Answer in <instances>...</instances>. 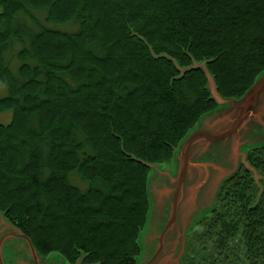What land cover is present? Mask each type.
Returning <instances> with one entry per match:
<instances>
[{
  "label": "trees",
  "instance_id": "obj_1",
  "mask_svg": "<svg viewBox=\"0 0 264 264\" xmlns=\"http://www.w3.org/2000/svg\"><path fill=\"white\" fill-rule=\"evenodd\" d=\"M207 71L253 86L264 0H0V211L41 255L136 264L149 165L217 106ZM199 224L184 264H264V145Z\"/></svg>",
  "mask_w": 264,
  "mask_h": 264
},
{
  "label": "rangeland",
  "instance_id": "obj_2",
  "mask_svg": "<svg viewBox=\"0 0 264 264\" xmlns=\"http://www.w3.org/2000/svg\"><path fill=\"white\" fill-rule=\"evenodd\" d=\"M263 75L264 71L257 75V80ZM207 88L217 106L198 118L169 160L150 166L146 186L148 210L138 235L140 251L136 264H184L191 234L200 230V221L217 206L224 180L239 164L247 163L252 149L264 145V84L255 100L247 105L236 129L226 136L223 135L241 115L248 91L239 97H221L208 71ZM4 96L6 90L0 85V98ZM9 115L0 112V123L7 124ZM0 264L85 263L81 257L71 263L59 252H32L20 230L0 211Z\"/></svg>",
  "mask_w": 264,
  "mask_h": 264
},
{
  "label": "water",
  "instance_id": "obj_3",
  "mask_svg": "<svg viewBox=\"0 0 264 264\" xmlns=\"http://www.w3.org/2000/svg\"><path fill=\"white\" fill-rule=\"evenodd\" d=\"M199 68H204L203 67V65H200V66H198ZM206 73V76H207V72H205ZM214 82V81H213ZM264 84V75H263V77H262V79H260L259 81L257 80V78H256V81H255V83L253 84V86L248 90V96H247V99H246V101L244 102V104H243V106H242V112H241V115H240V117H239V119L236 121V123L233 125V128L231 129V130H229L228 132H226L223 136H226V135H228V134H230V133H232L235 129H236V127H237V124H238V122H239V120L242 118V116H243V114H244V112H245V109H246V107H247V105L251 102V101H253V100H255V97H256V94H257V92H258V90L262 87V85ZM214 87H215V84H214ZM215 91H216V88H215ZM212 96V95H211ZM213 97V96H212ZM214 99V98H213ZM215 100V99H214ZM215 102H216V100H215ZM217 104V103H216ZM191 141V138L189 139V142ZM188 142V143H189ZM247 158V157H246ZM241 164H246V163H241ZM152 165V164H151ZM151 165H149V169H150V166ZM240 165V164H239ZM239 167V166H238ZM238 167H237V169H238ZM236 169V170H237ZM184 170H185V165H184V167H183V170H182V175H183V173H184ZM236 172V171H235ZM233 174V173H232ZM231 174V175H232ZM230 175V176H231ZM227 179V178H226ZM179 185V184H178ZM146 186H147V183H146ZM22 234V233H21ZM22 236L25 238V240L27 241V243H28V245H29V247L31 248V250H32V252H34V253H36V251L32 248V246L30 245V242L28 241V239L26 238V236L25 235H23L22 234Z\"/></svg>",
  "mask_w": 264,
  "mask_h": 264
}]
</instances>
